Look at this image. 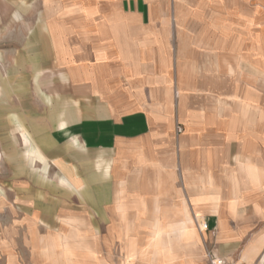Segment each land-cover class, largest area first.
Instances as JSON below:
<instances>
[{
	"label": "crops",
	"instance_id": "crops-1",
	"mask_svg": "<svg viewBox=\"0 0 264 264\" xmlns=\"http://www.w3.org/2000/svg\"><path fill=\"white\" fill-rule=\"evenodd\" d=\"M38 2L77 110L20 119L37 178L0 194V264H210L193 216L226 264H264V0Z\"/></svg>",
	"mask_w": 264,
	"mask_h": 264
},
{
	"label": "rangeland",
	"instance_id": "rangeland-1",
	"mask_svg": "<svg viewBox=\"0 0 264 264\" xmlns=\"http://www.w3.org/2000/svg\"><path fill=\"white\" fill-rule=\"evenodd\" d=\"M39 10L38 0H0V194H3V191L5 193L16 191L19 192V196L29 194L34 184L32 178H37L29 176L28 167L31 165L23 156L27 148L21 140L19 131L16 130L20 119L37 124L34 131L38 135L46 129H53L38 125L40 119H45L48 115L53 121L64 111L76 109V103L72 98L63 100L67 97L61 93L67 85L60 76L58 64L53 61L52 38L39 21ZM257 19L263 23L264 15L260 14ZM202 26L203 22H198V26L194 28ZM178 34L177 29L173 28L169 43L174 52L181 40ZM167 83H170L173 92L171 108L175 112L178 85L175 81ZM261 88L260 104L264 108V80ZM39 93L50 95V100L54 102L51 111L45 109V103ZM182 128V124L177 121V134L181 133ZM42 166L41 160L36 161L35 168L39 169ZM48 175L49 178L62 176L61 171L52 164ZM13 195V200H16L17 195L15 193ZM1 200H4L3 195L0 197ZM192 222L198 228L205 250L207 248L206 256L212 264L211 257L216 254L208 248L209 246L207 247L204 240L206 230L200 227L207 221L203 222L199 216H193Z\"/></svg>",
	"mask_w": 264,
	"mask_h": 264
},
{
	"label": "built area",
	"instance_id": "built-area-1",
	"mask_svg": "<svg viewBox=\"0 0 264 264\" xmlns=\"http://www.w3.org/2000/svg\"><path fill=\"white\" fill-rule=\"evenodd\" d=\"M202 228V230H208V224L207 223H203L200 226ZM212 264H226V260L222 259V258H218L216 256H212Z\"/></svg>",
	"mask_w": 264,
	"mask_h": 264
}]
</instances>
